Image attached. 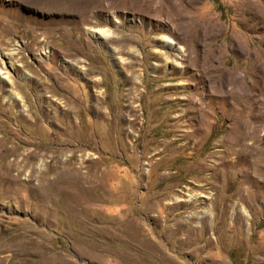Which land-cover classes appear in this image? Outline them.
I'll list each match as a JSON object with an SVG mask.
<instances>
[{
	"label": "rangeland",
	"instance_id": "1",
	"mask_svg": "<svg viewBox=\"0 0 264 264\" xmlns=\"http://www.w3.org/2000/svg\"><path fill=\"white\" fill-rule=\"evenodd\" d=\"M126 1L0 0V264H264V0Z\"/></svg>",
	"mask_w": 264,
	"mask_h": 264
},
{
	"label": "bare ground",
	"instance_id": "2",
	"mask_svg": "<svg viewBox=\"0 0 264 264\" xmlns=\"http://www.w3.org/2000/svg\"><path fill=\"white\" fill-rule=\"evenodd\" d=\"M103 1V0H102ZM128 1V0H127ZM126 1V2H127ZM144 1H146V0H144ZM152 1V0H151ZM169 1V0H168ZM50 2L52 3V4H54V5H57V6H60L62 9L63 8H67L68 10L70 9L71 11H73V12H77L79 15H80V17L83 19L84 17H86V13L88 12V10L90 9V6L94 3V0H50ZM114 2H115V0H107V2H106V4H104L103 5V7L104 8H106V7H109L110 5H113L114 4ZM135 2H136V0H135ZM138 2V1H137ZM147 2V1H146ZM165 2V1H164ZM102 3L103 2H99L98 4L99 5H102ZM116 3V2H115ZM129 3V2H128ZM148 3V2H147ZM150 3V2H149ZM169 3H170V1H169ZM248 3V2H247ZM130 4V3H129ZM163 4V3H162ZM166 5H168L167 3H166ZM181 5V4H180ZM162 6V5H161ZM132 7L133 8H137V10H139V7H140V5H139V7L137 6V5H133L132 4ZM155 7H157V6H155ZM100 8V7H99ZM149 8V7H148ZM166 9H168L167 7H165ZM174 8V7H173ZM176 8V7H175ZM102 9V8H101ZM156 8H154V9H152V10H155ZM161 9V8H160ZM164 9V8H163ZM162 9V10H163ZM141 10V9H140ZM144 10V9H143ZM151 10V11H152ZM168 11V10H167ZM170 11H171V9H170ZM172 11H174V10H172ZM177 11V10H176ZM155 12H156V10H155ZM183 12V11H182ZM157 13V12H156ZM158 13H159V11H158ZM161 13H163L162 11H161ZM160 13V14H161ZM170 13H168V15H169ZM177 14V13H176ZM164 15H165V13H164ZM183 14H181V16H182ZM172 16V15H171ZM175 16V15H174ZM159 17V16H158ZM176 17V16H175ZM187 17H188V15H187ZM186 17V18H187ZM167 19L168 20H170V19H174V18H172V17H167ZM185 19V18H184ZM178 20H179V18H178ZM186 20V19H185ZM85 21V20H84ZM176 21V20H175ZM180 21H181V19H180ZM171 22H174V21H171ZM183 22H181V24H182ZM175 24V23H174ZM176 26H177V24H176ZM186 27V26H185ZM175 28V27H174ZM193 32V31H192ZM172 41V40H171ZM169 44V43H168ZM8 54V53H7ZM9 55V54H8ZM7 56V55H6ZM234 82V81H233ZM10 94V93H9ZM257 132V131H256ZM255 132V130L254 129H252L251 130V132L249 131V133H252V134H254V133H256ZM257 135V134H256Z\"/></svg>",
	"mask_w": 264,
	"mask_h": 264
}]
</instances>
